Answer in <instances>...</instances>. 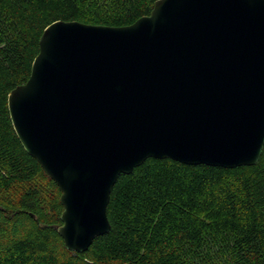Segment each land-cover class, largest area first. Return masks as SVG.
Wrapping results in <instances>:
<instances>
[{"label": "water", "instance_id": "1", "mask_svg": "<svg viewBox=\"0 0 264 264\" xmlns=\"http://www.w3.org/2000/svg\"><path fill=\"white\" fill-rule=\"evenodd\" d=\"M7 96L24 151L57 186V233L85 252L110 229L119 175L145 160L232 169L264 146V0H156L124 27L57 21Z\"/></svg>", "mask_w": 264, "mask_h": 264}, {"label": "trees", "instance_id": "2", "mask_svg": "<svg viewBox=\"0 0 264 264\" xmlns=\"http://www.w3.org/2000/svg\"><path fill=\"white\" fill-rule=\"evenodd\" d=\"M156 0H0V264H264V146L232 169L145 160L119 175L110 225L83 253L57 233V186L22 148L7 110L43 30L57 21L124 27Z\"/></svg>", "mask_w": 264, "mask_h": 264}]
</instances>
